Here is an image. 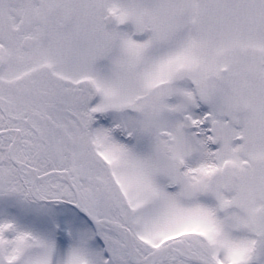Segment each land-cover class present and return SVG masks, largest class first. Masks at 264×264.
I'll return each instance as SVG.
<instances>
[{
    "label": "snow or ice",
    "instance_id": "1",
    "mask_svg": "<svg viewBox=\"0 0 264 264\" xmlns=\"http://www.w3.org/2000/svg\"><path fill=\"white\" fill-rule=\"evenodd\" d=\"M0 264H264V0H0Z\"/></svg>",
    "mask_w": 264,
    "mask_h": 264
}]
</instances>
